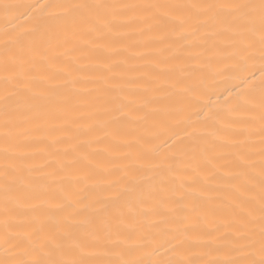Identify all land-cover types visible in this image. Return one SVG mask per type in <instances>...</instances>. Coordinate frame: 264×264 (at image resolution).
<instances>
[{"label":"snow or ice","instance_id":"1","mask_svg":"<svg viewBox=\"0 0 264 264\" xmlns=\"http://www.w3.org/2000/svg\"><path fill=\"white\" fill-rule=\"evenodd\" d=\"M13 8L0 0V9L6 14ZM129 31L155 34L169 45L170 36L188 39L203 31L205 45L230 54L232 70L242 86L224 108L207 106L201 134L193 137L197 142L209 140L211 155L207 150L197 154L195 143L159 160L144 154L151 170L145 174L146 180L179 167L189 169L185 175L203 177L192 184L181 183L184 191L179 192V199L159 196L150 197L154 204L140 201L174 225L160 240L149 239L142 228L132 225L140 213H126L118 207L126 195L137 192V183L110 195L92 194L87 203L80 200L75 204L69 189H54L51 181L57 176H76L86 184L95 175L93 167H83L92 163V157L78 146L73 149L78 153L75 156L67 150L50 153L40 165L39 175L31 163L36 151L55 146V142L43 145L34 141L47 140L58 132L71 137V127L80 124L69 118L67 106L53 102L60 81L76 97L82 92L92 97L101 91L70 78L71 72L63 77L59 71L46 73L43 83L37 85L33 71L54 64L53 53L60 47L74 48V42L94 44V38ZM257 61L258 80L252 70ZM126 62L127 58L121 61ZM100 64L116 74L106 61ZM0 70L5 85L0 93V247L4 250L0 264H264V0H56L41 6V15L31 28L4 35ZM249 72L251 75H244ZM98 79L104 81L103 92L108 97L101 123L105 127L121 123L120 116H128L132 105L123 102V94L107 92L113 80L104 74ZM173 86L183 88L189 104L205 107L199 104L195 88L184 81ZM148 90L146 85L141 109L152 103ZM82 99L90 103L86 97ZM238 114L246 118L234 119ZM38 117L51 121L52 127L40 125ZM60 119L66 127L57 125ZM225 148L229 149L226 168L215 158ZM26 207L40 215L25 225L18 221ZM40 216H47V222ZM146 243H157L149 255L161 258L141 257L140 253L148 251Z\"/></svg>","mask_w":264,"mask_h":264},{"label":"bare ground","instance_id":"2","mask_svg":"<svg viewBox=\"0 0 264 264\" xmlns=\"http://www.w3.org/2000/svg\"><path fill=\"white\" fill-rule=\"evenodd\" d=\"M2 2L14 5V8L7 14L0 9V48L3 46V37L6 33L31 28L35 19L41 15V6L56 0H2ZM110 2H122V0H110ZM182 2H192V0H182ZM205 38L203 31L198 37L191 36L188 39L170 36L168 40L172 43L169 45L162 44L155 34L142 35L137 31H129L124 35L94 38V44L74 42V48L60 47L53 53L56 58L54 64L33 71V75L37 78L34 83L42 84L46 73L59 71L60 76L63 77L71 72L70 78L101 91L92 97H88L83 92L76 97L72 96L62 80L60 81V91L53 102L58 107L67 106L69 118L78 119L80 124L71 127V137L58 132L55 137L33 142L43 145H52L55 142L54 147L43 152H35V158L31 160L34 172L40 174V165L50 158V153L59 151L63 154L67 150L75 156L78 153L73 149L78 146L92 157V163L90 165L85 163L83 167H93L95 175L86 184L80 183L76 176L71 179L57 176L51 181L54 189L59 190L60 186L69 189L71 202L75 204L80 200L87 203V198L92 194L110 195L124 189L130 183H137V192L126 195L118 207L126 213L130 210L133 213H140L131 221L132 225L142 228L149 239L156 237L160 240L162 233L169 231L174 225L164 217L153 214L150 208L142 206L140 201L154 204L155 201L150 197L159 196L179 199V192L184 191L180 188L181 183L192 184L194 180L203 177L194 174L185 175L189 169L179 167L174 172L152 175L151 180H146L144 176L151 170L148 167L150 160L146 159L144 154H148L153 160H159L164 155L171 156L179 147H188L195 143L197 154L207 150L211 155L209 140L198 142L193 140V137L201 134V126L208 114L207 106H211L214 110L224 108L234 100L242 87L240 78L232 70L230 54L217 51L210 44L205 45L203 43ZM161 48L163 55L160 54ZM133 52L144 55L133 56L131 55ZM125 58L127 62L121 63ZM101 61L111 65L116 70V74L102 67ZM259 67L257 61L252 69L256 72L257 80L260 77ZM101 74L114 81V85L108 88L107 92L112 95L123 94V102L132 105L130 114L121 115V123L114 122L110 127H105L101 123L106 115L105 100L108 98L103 92L104 81L98 79ZM149 74L153 75L150 77ZM244 75L249 76L251 72ZM3 77L4 73L0 70V93L5 88ZM177 81H184L187 87L195 88L199 104L205 107L201 109L189 104L188 94L183 88L173 86ZM146 85L149 86L147 98L152 103L150 107L141 109ZM85 97L90 103L84 102L82 98ZM76 108L81 111H73ZM233 118L246 117L238 114ZM38 123L48 128L52 127V122L43 117H38ZM56 123L58 126H67L63 119ZM220 151L221 155L215 158L219 160L220 166L226 168L229 149ZM173 190H176L175 195ZM204 206L209 207L207 204ZM187 210L180 209V211ZM34 215L40 214L26 207L21 210L18 223L26 225ZM40 218L47 222V216ZM176 222L180 223V220ZM145 246L148 251L140 253L141 257L161 258L159 254L149 255L152 249L158 246L157 243H146ZM163 251L161 248L160 252ZM3 254L4 250L0 247V256ZM18 255L28 259L22 253Z\"/></svg>","mask_w":264,"mask_h":264}]
</instances>
